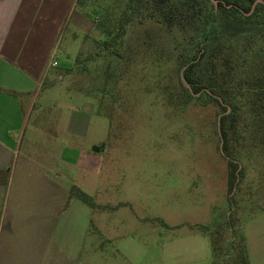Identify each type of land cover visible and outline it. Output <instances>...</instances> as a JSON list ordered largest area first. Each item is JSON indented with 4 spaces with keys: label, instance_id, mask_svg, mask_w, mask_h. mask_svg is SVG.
Segmentation results:
<instances>
[{
    "label": "rangeland",
    "instance_id": "1",
    "mask_svg": "<svg viewBox=\"0 0 264 264\" xmlns=\"http://www.w3.org/2000/svg\"><path fill=\"white\" fill-rule=\"evenodd\" d=\"M209 1L167 0L177 9L168 23L158 16L161 2L74 1L53 50L54 67L29 99L20 149L27 146L33 159L30 185L44 182L37 174L41 159L92 204L87 231L79 224L66 264H264V105L252 108L237 97L235 79L240 58L264 46V30L233 22ZM97 6L108 12V36L95 27ZM212 11L216 72L207 69L210 45L193 76L214 79L226 112L183 78ZM78 13L92 26L76 28ZM54 111L62 127L56 149L77 159L75 168L49 158L54 148L44 133L52 126L43 117ZM74 112L82 120L70 136ZM229 160L238 163L232 184ZM13 195L7 206L0 198V246L4 234L12 241L8 263L54 264V255L46 263L30 247L40 235L51 244L56 220L43 214L35 193L24 194L11 214Z\"/></svg>",
    "mask_w": 264,
    "mask_h": 264
},
{
    "label": "crops",
    "instance_id": "2",
    "mask_svg": "<svg viewBox=\"0 0 264 264\" xmlns=\"http://www.w3.org/2000/svg\"><path fill=\"white\" fill-rule=\"evenodd\" d=\"M74 1L0 0V198L7 206L10 191L14 194L10 204V208H13L10 212L14 214L24 194H38L43 214L54 218L59 228L54 233L51 244L48 243L50 239L46 235H40L36 236L30 249L34 256L38 250L45 258L54 255V264H60L62 260L64 264L71 262V253L74 252L72 244L76 242L75 231L80 225L87 231L88 206L92 204L79 197H70L73 190L72 180L60 177L58 173L54 176L45 164L46 161L41 159L37 160L40 168L37 174L44 182L30 185L28 173L33 159L27 146L22 153L20 149L27 123L25 119L32 108L29 99H34L41 83L54 67L51 65L53 50L64 24L71 19ZM74 24L76 28L84 29L93 23L85 15L78 13L74 17ZM58 79L61 80L60 77ZM25 98H28L26 102L23 101ZM43 119L52 126L50 131L44 133V137L54 148V153L49 158L55 159L58 166L64 163L66 169L75 168L77 159L64 158L63 152H59L58 147L56 149L55 140H58L62 128L60 115H56L54 111L51 116ZM81 120L79 113L72 114L68 125L70 136L76 134ZM71 151L77 154L76 150ZM1 225L2 221L0 228ZM3 236L0 264H9L12 241L10 235ZM51 251L52 254L49 253ZM45 258L42 257L44 262L50 263ZM20 259L22 258H18L17 262L22 264Z\"/></svg>",
    "mask_w": 264,
    "mask_h": 264
},
{
    "label": "trees",
    "instance_id": "3",
    "mask_svg": "<svg viewBox=\"0 0 264 264\" xmlns=\"http://www.w3.org/2000/svg\"><path fill=\"white\" fill-rule=\"evenodd\" d=\"M153 2H161L163 5L162 12H158V16L165 22H171L175 18L176 8L172 7L171 4H168L167 0H152ZM256 0H223L218 1V13L222 15H226L227 18H231L233 22L242 24V23H251L256 25L261 31L264 30V4L257 3L253 9L252 4ZM264 1V0H262ZM209 3V0H206ZM159 4V3H158ZM96 15H94V23L97 30L100 31L101 34H105L108 36V33L105 29L108 21V12L104 10L103 6H97L94 8ZM190 11L186 10L185 14H188ZM212 15L210 17H206V24L204 30L201 34L200 47L198 49V55L192 56L188 61L189 63L183 69V78L185 82L190 86L193 93L197 94L198 92L203 90V94H205L209 99L215 102L217 105V98L215 94L218 92L214 87V79H208L201 83L200 80L194 78L193 74L196 72V68L201 65L202 60L206 55V51L208 47L211 45V50L208 56V63L210 74L216 72L214 69V60L216 59V50L218 48V42L215 43L217 37V29L214 25V17ZM90 17V15H87ZM215 43V44H213ZM99 45V44H98ZM100 46V47H99ZM98 48H101L99 45ZM185 63V62H184ZM238 70V74L236 76V92L237 97L245 98L249 100L251 107L257 106L258 109H262L261 106L264 105V46H258L255 50L244 54L236 67ZM220 105V104H219ZM221 106V105H220ZM223 112H226L227 108L222 107ZM228 115V114H227ZM227 115H223L220 118V133L223 143L221 145L223 152L228 156L227 152V142L225 137L224 130V120ZM238 168V163L235 160L228 161V169L230 175V184H232L235 180L234 172ZM75 196L79 197L82 200L89 202L86 197H84L81 193L72 190L70 192V197Z\"/></svg>",
    "mask_w": 264,
    "mask_h": 264
},
{
    "label": "water",
    "instance_id": "4",
    "mask_svg": "<svg viewBox=\"0 0 264 264\" xmlns=\"http://www.w3.org/2000/svg\"><path fill=\"white\" fill-rule=\"evenodd\" d=\"M211 2H212L214 5L217 4V1H216V0H211ZM257 3H262V4H264V1H262V0H256V1L252 4V8H251V10L253 9V7H254ZM221 142H222V141H221Z\"/></svg>",
    "mask_w": 264,
    "mask_h": 264
},
{
    "label": "built area",
    "instance_id": "5",
    "mask_svg": "<svg viewBox=\"0 0 264 264\" xmlns=\"http://www.w3.org/2000/svg\"><path fill=\"white\" fill-rule=\"evenodd\" d=\"M52 66H54V64H51Z\"/></svg>",
    "mask_w": 264,
    "mask_h": 264
}]
</instances>
